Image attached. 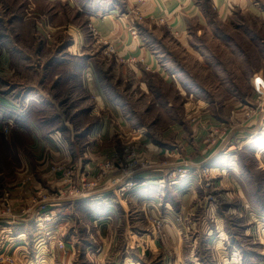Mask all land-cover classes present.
Listing matches in <instances>:
<instances>
[{
	"label": "crops",
	"instance_id": "0c3cea01",
	"mask_svg": "<svg viewBox=\"0 0 264 264\" xmlns=\"http://www.w3.org/2000/svg\"><path fill=\"white\" fill-rule=\"evenodd\" d=\"M41 1L62 5V12H66L64 6L77 12L78 20H85L97 42L104 44L103 59L123 67L124 73L133 71L147 92L148 79L141 78L140 72L159 73L168 82L177 78L175 72L165 74L168 67L159 61L157 31L151 26L166 29L187 51L201 53L205 47L192 43L196 31L217 33L211 28L212 20L228 23L238 11L256 10L260 5V0ZM55 12L62 13L59 8ZM72 36L71 48L85 44L83 31ZM93 53L87 49L72 55L62 52L34 65L10 32H0V152L8 164L33 168L41 161L60 160L73 167L78 164L77 171L84 173L94 169L106 153L115 155L124 149L127 141L118 134L129 130L127 105L101 83ZM17 69L26 70L25 80H18ZM35 70L40 76L37 80L31 77ZM255 74L264 75V69L248 77L252 87ZM69 100L72 104L64 108ZM233 101L226 110L204 113L215 124L230 122L225 140L214 145L206 142L209 127L200 126L189 138L184 137L189 132L179 137L184 148L179 151L178 145L171 144L172 138L149 140L144 131L133 128L130 131L135 130L145 144L136 142L134 146L140 145V153L153 158L156 166L124 175L116 184L109 174L96 188L78 196L50 200L51 222L38 220L39 210L33 209L5 224L15 235H22L18 244L28 248L30 257L44 254L50 264H264V179L258 187V172L249 162L250 158L260 160L264 171V119L246 123L245 105ZM70 117L93 118V123L86 121L77 127ZM5 124L7 134L2 130ZM88 124L91 127L86 128ZM85 144L90 151L86 152ZM175 153L181 155L176 154L167 165L158 162L161 155ZM182 166L198 172L213 168L219 174L215 180L218 189L205 186L197 173L181 178L176 170ZM129 182L134 186H127ZM122 186H127L125 194L118 192ZM30 192L12 189L17 209ZM238 213L246 221L245 235H252L262 250L256 252L229 235V218ZM149 214L165 218L164 240L152 232ZM38 236L44 238L40 247L34 242ZM58 239L65 242L64 249L58 247Z\"/></svg>",
	"mask_w": 264,
	"mask_h": 264
},
{
	"label": "rangeland",
	"instance_id": "374dc122",
	"mask_svg": "<svg viewBox=\"0 0 264 264\" xmlns=\"http://www.w3.org/2000/svg\"><path fill=\"white\" fill-rule=\"evenodd\" d=\"M56 8L62 12V5L56 6L41 0H0V32H10L16 43L31 55L30 63L34 65H40L41 60L45 61L54 54L61 55L62 52L74 54L81 53L83 49L94 52L101 83H106L109 94L122 103L126 102L128 118L125 120L128 122L129 130L122 131L118 135H122V140H126L127 143L123 150L117 151V155L106 153L107 157L97 162L94 169L89 168L87 169L89 171L84 173L82 170L77 171L78 164L73 167L72 163L67 161L51 159L47 162L41 161L33 168H22L15 164H8L0 152V217L28 215L33 209L50 212L48 208L50 200L78 196L84 191L96 188L109 174H112L109 180L116 184L117 179L124 175L156 166L153 158L140 153V145L134 146L136 142H140V135L135 130L130 131L133 128L144 131L149 140L162 141L172 138L171 144L178 145L179 151H182L183 143L179 137L189 132L187 136H184L189 138L190 134H194V130L200 126L209 127V134L205 141L212 145L218 140L227 138L231 129L230 122L215 124L212 117L205 118L204 113H207L205 110H226L232 106L233 100H238L239 104L245 105L244 121L246 123H255L264 119V95L257 93L255 86L250 85L248 78L252 72L264 69V0H260L256 10H246L245 13L238 11L231 22L220 23L212 20L211 28L217 33L196 31L192 43L198 47H205L201 53L187 51L180 41L170 34L167 35L166 29L151 26V29L157 31L155 39L158 46L157 54L160 55L159 61L162 67H168L164 69L165 74L175 72L177 78L168 82L159 73L149 70L140 72L141 78L148 79V92L146 86L137 82L133 71L130 72L128 69L124 73L123 67L103 59L104 44L97 42L85 20H78L80 15L77 12L64 6L63 9L66 12L60 15L55 12ZM78 30L83 31L85 37L82 40L85 44L71 48L72 33ZM52 40L55 41L52 42ZM18 71H20L17 74L20 76L18 80L22 81L26 77V70L17 69V73ZM38 75L35 70L31 77L37 80L40 78ZM259 76L264 79V75ZM64 95L70 97L68 93ZM82 98L81 96L80 100H76L82 104ZM70 104H72L70 100L68 104L65 101L64 108ZM71 117L70 120H72ZM92 120L93 118L86 117L78 120L74 118L72 124L81 127L86 121L93 123ZM88 127L91 126L88 124L86 128ZM114 128L117 129L116 126H113ZM2 130L7 134L8 124H5ZM84 142L82 141L81 144ZM141 145L145 144L141 143ZM85 146L86 144L84 145L86 152L91 150L90 147ZM121 151L123 153H120ZM180 153L170 155L171 157L161 155L158 162L167 165L171 158H174L176 154L181 155ZM249 162L258 172L256 174L258 186L264 179L262 163L256 158H250ZM9 176L17 180L13 183L14 180L11 181L12 178ZM218 176L219 174L213 173L212 169L207 177L200 179L204 183V180L207 181L208 178L215 187ZM15 187L24 192L31 191L28 197H24V204L20 209L15 207L12 193ZM125 187L127 186L118 189L119 194H125L123 193L125 191H121ZM216 187L218 189L217 184ZM216 187L215 190H217ZM152 218V215L147 217L152 232L164 240L167 236L166 226L162 230L158 229L157 223ZM228 224L229 235L234 238L233 240L243 243L244 246L256 252L263 249L257 242L255 244L252 235H245L246 221L239 213L232 214ZM81 232L84 235L87 233L84 228H81ZM255 236L258 240L260 233ZM57 244L58 247L65 248V242L62 239H58ZM41 257L42 264H50L47 256L43 254Z\"/></svg>",
	"mask_w": 264,
	"mask_h": 264
},
{
	"label": "built area",
	"instance_id": "2783aa9c",
	"mask_svg": "<svg viewBox=\"0 0 264 264\" xmlns=\"http://www.w3.org/2000/svg\"><path fill=\"white\" fill-rule=\"evenodd\" d=\"M141 15H139L140 17ZM164 18H160V21H164ZM131 31L135 34V28L130 27ZM94 31L96 32L95 28ZM254 86L259 95H264V79L256 75L254 79ZM260 97V96H259ZM264 115V111H263ZM8 129V128H6ZM211 167H203L198 172L197 170H194L193 168L189 166H182L178 170H176L177 174L181 178H187L192 173H197L200 178L203 179L204 176H208L209 173L212 172ZM204 183L206 186H211L212 183L204 180ZM203 183V184H204ZM134 186L133 182L127 183V186ZM129 186V187H130ZM123 190V189H122ZM127 190V189H126ZM125 191V189L123 190ZM38 220H45L47 222H51L54 220V216L50 214V212L47 211H41L39 210L38 213ZM16 215H9V216H1L0 217V264H42L41 262V255L36 254V256L30 257L28 248L22 247V245H19L18 243H21V240L23 237L22 235H15V233L12 231L10 226H7L5 223H11L14 218H16ZM153 220L157 223L158 229L162 228L164 229L166 220L164 217H155L152 216ZM36 246H42L44 244V238L42 236H38L34 240ZM61 245H64L63 242H60ZM27 255V258L24 256ZM32 258V259H31Z\"/></svg>",
	"mask_w": 264,
	"mask_h": 264
},
{
	"label": "bare ground",
	"instance_id": "6f19581e",
	"mask_svg": "<svg viewBox=\"0 0 264 264\" xmlns=\"http://www.w3.org/2000/svg\"><path fill=\"white\" fill-rule=\"evenodd\" d=\"M127 189V187H125V190Z\"/></svg>",
	"mask_w": 264,
	"mask_h": 264
}]
</instances>
